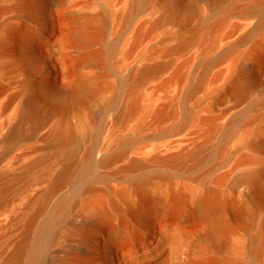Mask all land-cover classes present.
Segmentation results:
<instances>
[{
  "label": "bare ground",
  "instance_id": "1",
  "mask_svg": "<svg viewBox=\"0 0 264 264\" xmlns=\"http://www.w3.org/2000/svg\"><path fill=\"white\" fill-rule=\"evenodd\" d=\"M192 1L165 0V17L184 21L194 15ZM96 2L98 6L94 0L88 11L80 0H0V98L9 85L14 88L4 103L10 111H0V164L22 144L44 140L45 148L20 173L10 174L0 165V212L14 198L28 195L35 181L57 167L45 176L46 187L18 213L19 238L0 257V264H264L263 166L236 175L231 183L234 189L241 181L250 187L249 203L242 202L246 229L251 215L260 211L256 229L243 243L228 241L229 208L236 203L235 196L210 186L194 191L192 203L185 208L178 196L153 193L145 188L149 178L139 179L129 188L109 190L107 200H93L80 214L69 210L75 193L91 188L86 176L100 177L94 167L126 152L95 157L97 148L89 144L99 125V90L113 88L99 75L76 74L83 65L99 64V32L110 12L99 16ZM252 11L260 14L253 24L258 27L264 20V0L246 8V13ZM65 20L70 27L67 36L62 27ZM71 50L73 66L66 59ZM70 72L76 76L67 86ZM232 86L236 98L251 90L242 76ZM144 166L145 162L131 158L120 170ZM159 177L154 174L152 179ZM72 180L70 192L52 202ZM175 214L207 224L203 246L184 244L183 239L195 230L177 231L165 222L156 226ZM233 251L246 259L239 261Z\"/></svg>",
  "mask_w": 264,
  "mask_h": 264
},
{
  "label": "rangeland",
  "instance_id": "2",
  "mask_svg": "<svg viewBox=\"0 0 264 264\" xmlns=\"http://www.w3.org/2000/svg\"><path fill=\"white\" fill-rule=\"evenodd\" d=\"M80 1L86 10L93 9L94 0ZM256 1L193 0L194 15L179 21L165 17V0H99V16L110 12L99 32V64L83 65L76 74L99 75L113 85L100 89L97 97L99 125L89 137V144L97 148L95 157L126 152L94 167L100 177L86 176L92 186L75 193L69 210L80 214L93 200H107L109 190L149 178L146 189L172 193L185 208L194 191L209 186L234 195L236 203L229 208L230 243H243L256 229L260 211L251 215L248 229L244 222L242 202L249 203V184L241 181L231 188L236 175L264 167V20L253 27L260 14L246 13ZM62 27L67 36L66 20ZM74 57L73 50L67 52L71 66ZM75 76L69 73L67 86ZM239 76L248 79L251 90L236 98L231 89ZM13 89L9 85L2 93V113L11 109L4 103ZM44 152V140L25 143L0 165L17 174ZM131 158L146 166L120 170ZM56 168L35 181L28 195L14 198L0 212V257L19 238L18 213L46 187L45 176ZM154 174L160 176L158 180L152 179ZM73 184L72 180L63 185L52 202L69 193ZM164 222L177 231L195 230L183 242L203 246L208 226L202 220L175 214L156 226ZM231 255L246 259L240 251Z\"/></svg>",
  "mask_w": 264,
  "mask_h": 264
}]
</instances>
